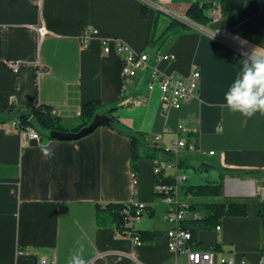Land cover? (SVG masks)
I'll return each instance as SVG.
<instances>
[{
  "label": "crops",
  "instance_id": "obj_1",
  "mask_svg": "<svg viewBox=\"0 0 264 264\" xmlns=\"http://www.w3.org/2000/svg\"><path fill=\"white\" fill-rule=\"evenodd\" d=\"M195 1L0 0V111L12 104L30 109L43 103L71 127L84 103L116 102L127 131L143 132L148 143L198 142L200 149L177 155L179 172L187 175L182 186L220 182L221 201L244 204L247 210L224 216L220 231L201 230L198 247L217 246L236 264L252 261L254 252L258 264H264V114L244 117L224 100L243 53L264 47V0H246L242 9L219 14L207 25L185 17ZM158 11L163 12L158 34L171 16L189 20L184 21L190 27L152 45ZM42 26L45 35L39 32ZM87 27L96 33L82 47L80 36ZM103 38L111 40L109 52ZM113 39L147 53L149 64L124 81ZM157 53L174 59L155 62ZM7 61H18V70ZM154 67L177 77L199 69L198 96L180 108L166 107L159 86L148 87ZM143 97L147 102H139ZM14 119L0 120V264H39L42 257L67 264L78 240L85 245L88 264L176 263L164 218L168 205L159 201L154 188V159L138 161L134 181L130 135L100 126L80 139H49L34 126L41 136L37 140L12 127ZM158 134L162 137L156 141ZM40 144H50L51 159L43 156ZM195 171L203 182L193 181ZM191 201L201 203L193 196ZM112 202L146 203L149 209L137 229L160 234L138 245L118 223L98 225V205ZM177 261L188 264L183 255Z\"/></svg>",
  "mask_w": 264,
  "mask_h": 264
},
{
  "label": "built area",
  "instance_id": "obj_2",
  "mask_svg": "<svg viewBox=\"0 0 264 264\" xmlns=\"http://www.w3.org/2000/svg\"><path fill=\"white\" fill-rule=\"evenodd\" d=\"M30 1L41 2V0ZM219 14H221V7L218 5L212 11V16L215 17ZM39 32L41 35H45L47 33L46 27H40ZM95 33V29L91 27L85 28L80 36L81 46L88 47L89 40ZM113 40L117 51L122 57V75L124 81L134 77L139 69L149 64L151 59L147 53L133 50L129 44L122 40ZM110 41V39H102L105 52H109L111 49ZM173 59L174 55L172 54L157 53L154 56L155 62L162 60L171 61ZM7 65L14 69V71L18 70V61H7ZM200 79L201 72L197 68L193 69L186 77H177L154 67L151 73V79L148 82V87L152 89L157 84L160 88L161 101L164 105L166 107L180 108L198 96ZM147 100V97H143L139 99V102L145 103ZM184 124L185 122L181 121L178 125L179 129H183ZM11 126L20 129L30 139H41L40 134L33 126H28L26 129L21 128V120L19 118L12 120ZM161 137L162 135L158 134L155 140L159 141ZM164 148L171 152L174 157L171 159H154V188L156 194L163 198L168 205L164 218L170 224L167 235L169 238V248L175 254V264H180L177 259L181 255L186 257L188 264H236L233 256L220 253L217 246L210 248L194 247L193 235L190 229L183 226L184 221L191 218H198L203 212L198 207H192L194 205L191 201L192 194L184 193L182 189V182L186 180L187 175L179 172L180 161L177 155L183 150L194 151L200 149L198 142L179 139L174 140ZM210 153L213 154L214 151H210ZM132 174L135 181L136 173L133 172ZM261 192L264 195V187L261 189ZM148 209V205L144 202H130L123 208L121 232L138 245L144 241L137 229V223L142 220ZM215 229L220 231L221 224H218ZM261 261L264 263V253L261 255ZM39 264H57V261H49L46 257H42ZM240 264H248V261L242 259Z\"/></svg>",
  "mask_w": 264,
  "mask_h": 264
},
{
  "label": "trees",
  "instance_id": "obj_3",
  "mask_svg": "<svg viewBox=\"0 0 264 264\" xmlns=\"http://www.w3.org/2000/svg\"><path fill=\"white\" fill-rule=\"evenodd\" d=\"M245 2L246 0H198L186 8L184 15L191 21L207 25L213 20L212 11L218 5L221 7L222 15L242 9ZM143 12L146 14V6L143 8ZM162 14V11H158L156 15L154 31L150 39V44L152 45H156L172 33H177L190 27L183 19L171 16L163 31L158 34V20ZM103 108H106L105 113L110 117V122L100 126H110L122 133L130 135L131 168L133 172L136 173L138 161L142 158L171 159L174 157L171 152L167 151L164 147H160L157 143H148L146 135L143 132H128L126 126L120 121L117 115L118 106L116 102L107 104L100 100H91L84 103L76 118V123L71 127L65 125L62 117L54 111L52 106L43 103L30 109H21L12 104L8 111H0V120L8 121L13 118H19L21 120V128L25 129L28 126L34 127V121H37L46 130L49 139H56L49 137L51 131L79 132L87 127L93 121L96 114L100 113ZM182 189L184 193H191L194 198L201 199V203H194L192 207H201L200 210L203 214L198 218H191L183 222V226L190 229L193 235L194 247L199 246L198 233L201 230L215 229L218 224H221L222 218L226 215H244L247 213L244 204L221 201L223 184L220 182L182 186ZM126 204L128 203L112 202L105 205H98L96 212L97 224L101 226L118 223V229L121 231L122 212ZM139 232L143 240L151 239L160 234L157 231L139 230Z\"/></svg>",
  "mask_w": 264,
  "mask_h": 264
},
{
  "label": "clouds",
  "instance_id": "obj_4",
  "mask_svg": "<svg viewBox=\"0 0 264 264\" xmlns=\"http://www.w3.org/2000/svg\"><path fill=\"white\" fill-rule=\"evenodd\" d=\"M243 56L241 69L225 93L224 100L231 111L251 118L257 112L264 114V47L257 46ZM39 147L46 159L52 158L54 153L50 144H40ZM77 245L67 264H88L84 243L78 240Z\"/></svg>",
  "mask_w": 264,
  "mask_h": 264
},
{
  "label": "water",
  "instance_id": "obj_5",
  "mask_svg": "<svg viewBox=\"0 0 264 264\" xmlns=\"http://www.w3.org/2000/svg\"><path fill=\"white\" fill-rule=\"evenodd\" d=\"M110 122V117L106 113H98L94 117L93 121L79 132H59L51 131L49 137H53L60 140H76L80 139L93 131H95L100 125Z\"/></svg>",
  "mask_w": 264,
  "mask_h": 264
},
{
  "label": "rangeland",
  "instance_id": "obj_6",
  "mask_svg": "<svg viewBox=\"0 0 264 264\" xmlns=\"http://www.w3.org/2000/svg\"><path fill=\"white\" fill-rule=\"evenodd\" d=\"M185 20V19H184ZM185 21H189V20H185ZM34 126L39 130V131H41V132H46V130L45 129H43L40 125H39V123L37 122V121H34ZM196 172V171H195ZM198 173H199V171H197L194 175H196V177H195V179H193V181L196 183V182H203V177H200V176H198ZM191 174H193V173H191ZM200 175V174H199ZM200 180H202V181H200ZM158 199H159V201H161V203H163V198H161V197H158ZM254 205L252 204V203H250V207L252 208ZM163 207V206H162ZM158 209V211H160V209H161V207H158L157 208ZM246 260H248V261H250L251 262V264H258V259H257V255H256V253H252V261H251V259L250 258H246Z\"/></svg>",
  "mask_w": 264,
  "mask_h": 264
}]
</instances>
